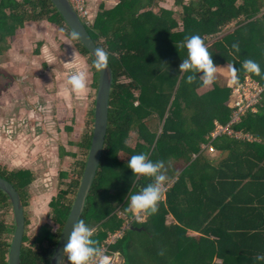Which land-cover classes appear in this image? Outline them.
Returning a JSON list of instances; mask_svg holds the SVG:
<instances>
[{"label": "trees", "instance_id": "trees-1", "mask_svg": "<svg viewBox=\"0 0 264 264\" xmlns=\"http://www.w3.org/2000/svg\"><path fill=\"white\" fill-rule=\"evenodd\" d=\"M153 1L118 0L113 8L99 12L92 26L86 25L97 46L109 53L113 84L105 146L81 219L94 229L93 238L99 249L110 234L122 229L125 219L118 212L130 216L124 208L128 191L134 190L135 180L127 168V161L133 154L146 152L150 159L165 162L166 183L178 176L166 191V201H159L158 211L148 220L156 222L158 216L165 218L172 211L180 224H166L163 219L149 234L147 225L140 229L141 224L134 222L110 246L111 250L121 252L125 264H213L209 258L213 257V242L203 235L214 229L210 220L215 214H220V220L227 221L220 225L222 241H233L220 246L222 264H264V261L255 260L257 253H264V95L258 110L247 111L235 126L248 131L259 142H245L222 134L214 143L223 154L218 163L202 154L193 158V152L200 151L204 133L214 127L213 119L220 123L228 121L230 109L225 105L228 94L223 86L214 84L211 90L200 95L196 89L202 86L201 82L197 79L187 83L178 70L187 55L182 44L186 37L195 34L203 40L215 65L234 64L240 69L238 76L241 79L247 74L241 68L242 62L253 59L260 64L262 73L251 75L264 81V17H257L264 0H173L178 19L172 16V10L161 8L159 13H153L144 9ZM41 20L57 25L86 57L95 75L93 87L97 89L98 70L93 67L94 58L51 0H0V45L25 22ZM234 21V30L230 31L232 27H229L222 31ZM178 26L181 31L175 30ZM233 43L239 45L240 51L230 55ZM0 71L4 72L1 68ZM173 72L179 79H175V75L170 85H164L161 77ZM3 75L11 80V75L5 72ZM122 77L128 81H123ZM7 86L8 83L2 85L0 91ZM165 97L175 99L157 137V133L147 129L144 118L151 113L148 107L158 110L163 118L167 111ZM202 97L225 98L209 105ZM136 99L140 101L137 106ZM94 102L79 142V157L72 171L62 173L65 189L50 204L53 224L44 225L31 239L26 216L21 264L51 262L86 165L92 139ZM133 129L139 131L145 143L139 140L136 145L127 143ZM0 176L16 187L27 207L28 187L35 180L33 171L0 166ZM64 177H69V181L64 182ZM187 181L198 192L199 202L182 207L179 191L188 190ZM148 182L150 179L140 178L137 189ZM9 212L13 217L10 223L6 221ZM190 214L198 216L194 218ZM194 219L201 221L200 226ZM186 229L200 235L188 237ZM14 231L12 204L0 189V264H9ZM64 264H68L67 258Z\"/></svg>", "mask_w": 264, "mask_h": 264}, {"label": "rangeland", "instance_id": "rangeland-1", "mask_svg": "<svg viewBox=\"0 0 264 264\" xmlns=\"http://www.w3.org/2000/svg\"><path fill=\"white\" fill-rule=\"evenodd\" d=\"M86 4L88 22L92 26L97 14L113 8L117 0H87ZM150 8L156 13L161 8L170 9L178 19L173 0H154L144 9ZM234 28L232 26L230 31ZM181 29L178 26L175 30ZM0 47V68L11 75L9 80L0 71V87L8 83L0 91V166L34 173L25 207L28 236L34 239L44 225L53 224L50 204L65 189L62 173L72 171L79 157V142L96 95L95 75L74 43L47 20L25 22ZM78 70L86 73L87 87L81 93H73L67 76ZM169 75L161 77L166 86L176 73ZM121 79L128 81L126 77ZM145 121L150 130H155L159 118L152 114ZM136 140L145 143L139 131L133 129L127 143L136 145ZM64 179L66 182L70 178ZM12 219L9 212L6 221L10 223Z\"/></svg>", "mask_w": 264, "mask_h": 264}, {"label": "clouds", "instance_id": "clouds-1", "mask_svg": "<svg viewBox=\"0 0 264 264\" xmlns=\"http://www.w3.org/2000/svg\"><path fill=\"white\" fill-rule=\"evenodd\" d=\"M186 49V58L178 65L179 74L185 77L187 83L199 80L202 86H210L216 79L219 68L226 70L228 75L227 84L229 87L239 84L238 69L234 64L227 63L221 67L215 65L207 47L199 35L186 37L182 44ZM230 55L239 53L237 43H233ZM93 67L102 71L107 68L109 53L103 47H96L92 53ZM241 68L250 74L261 75L262 70L258 62L253 59H245ZM200 74V75H197ZM67 84L73 93H81L87 87L86 73L82 70L74 71L67 76ZM127 168L131 170V177H134L131 191L127 194V203L124 211L130 214V218L136 221H143L148 216L158 211V203L164 195V186L167 181L165 175V162L163 160H152L146 152L133 154L127 161ZM140 178L150 179V182L137 189L136 184ZM94 229L85 223L83 219L75 220L70 230L66 243L62 250L59 261L67 258L68 264H93L96 258L101 257V251L96 246L97 241L93 238ZM256 261H264V253H257ZM100 264H105L103 259Z\"/></svg>", "mask_w": 264, "mask_h": 264}, {"label": "water", "instance_id": "water-1", "mask_svg": "<svg viewBox=\"0 0 264 264\" xmlns=\"http://www.w3.org/2000/svg\"><path fill=\"white\" fill-rule=\"evenodd\" d=\"M60 11L68 26L77 35L92 55L97 46L86 25L81 21L69 0H51ZM93 57V55H92ZM94 58V57H93ZM113 84V69L108 61V66L102 71H98L97 89L94 102V123L92 139L86 165L83 171L81 182L76 193L75 200L69 217L64 225L55 252L50 264H59L62 250L66 243L68 231L75 220L81 219L85 209L87 196L94 183L99 165L101 162L109 124L110 96ZM0 189L4 191L12 204V212L15 220V231L12 237L9 264H21V250L26 228L25 207L20 193L16 187L6 178L0 176ZM66 262V257L60 264Z\"/></svg>", "mask_w": 264, "mask_h": 264}, {"label": "crops", "instance_id": "crops-1", "mask_svg": "<svg viewBox=\"0 0 264 264\" xmlns=\"http://www.w3.org/2000/svg\"><path fill=\"white\" fill-rule=\"evenodd\" d=\"M118 1V0H117ZM166 9V8H165ZM141 10H143V9H141ZM140 10V11H141ZM150 10H151V8H150ZM153 10V9H152ZM151 10V11H152ZM168 10H170V9H168ZM142 12V11H141ZM153 13H156L155 11H153ZM173 17H174V15H172ZM257 17H259V15H257ZM263 17V16H262ZM175 18V17H174ZM71 40V39H70ZM72 41V40H71ZM77 49V48H76ZM78 50V49H77ZM79 52V51H78ZM80 53V52H79ZM81 54V53H80ZM86 58V57H85ZM88 62V61H87ZM226 64L225 63H220V64H218V66H221V67H223V66H225ZM200 75V74H199ZM179 79V78H178ZM227 80H228V75H227V73H226V70L225 69H223V68H219L218 67V71H217V73H216V79H215V81H214V83L212 84V85H210V89H208V88H206L207 86H200V87H198L197 89H196V92L198 93V94H202V93H205V92H207V91H209V90H211L212 89V87H213V85L214 84H218V85H220V86H223L225 89H226V91H225V93L226 94H228V98L226 99V101H225V105H227V107H229V101H230V87L228 86V84H227ZM202 90V91H200V90ZM206 89V90H205ZM198 90V91H197ZM203 98V100H207V104H209V105H212V104H214V103H217L218 101H222V100H224V98L225 97H216V99H214V98H211V97H202ZM174 99H175V97H165L164 98V102L167 104V111H166V114H165V116L163 117V118H161L160 117V114H159V111L158 110H154V109H152L151 107H148L149 108V111L151 112V113H149L145 118H144V122L146 123V119L148 118V117H150L152 114H156L157 115V117L159 118V123H158V125H156V127L157 128H155V130H150L148 127H147V125H146V127H147V129L150 131V132H152V133H157V137H158V135L162 132V130H163V125H164V122H165V119H166V117H167V115H168V112H169V109H170V107H172L173 106V102H174ZM139 99H136V101H135V105L137 106L138 104H139ZM185 105V102L183 101V106ZM173 109V108H172ZM215 121H217L218 122V120L217 119H213V122H215ZM195 125H193L192 126V129H193V131H195ZM214 127H215V123H214ZM214 127L212 128V130L211 131H209V132H205L204 133V140L202 139L201 140V142H200V151L199 152H193V154H192V156H193V158H196L198 155H204L206 158H208V159H210L213 163H218L222 158H223V154H222V152L216 147V145L214 144L215 143V140L219 137H216V138H211V132L213 131V129H214ZM227 135H229V134H227ZM229 136H231V137H233V135H229ZM235 137V136H234ZM233 137V138H234ZM235 139H238V140H243V141H245L244 139H242V138H237V137H235ZM245 142H247V141H245ZM177 178H178V176H176L174 179H172V180H170V181H168V183H170L171 185L173 184V182L174 181H176L177 180ZM167 182V181H166ZM166 184V183H165ZM170 185V186H171ZM186 185H187V191H186V188L185 189H181L180 191H179V202H180V204L182 205V207H184V206H186L185 204H187V203H189V204H193L194 205V203H196V202H199V194H198V192L197 191H194L193 190V188H192V186H191V184H190V182L189 181H187L186 182ZM166 194H165V199L163 200V199H161L160 201H166ZM151 216V215H150ZM150 216H148L145 220H143V221H136V220H133V223L134 222H138V223H140L141 225H140V229H143L144 228V224L145 225H147V228H148V232H149V234H151L157 227V225H159V223H161L162 221L161 220H163L164 219V221H165V223L166 224H180L179 223V221H178V219H177V216L175 215V213L174 212H172V211H170L169 213H167L166 215H165V218L163 217L162 218V216H158L157 217V220H156V222L155 221H150V220H148V218H150ZM190 216L191 217H194V218H196V216H198L197 214L194 216V215H192V214H190ZM219 216H220V214H215V215H213L212 216V218H211V220H210V222H213L214 223V229L212 230V231H210V233L207 235V234H204L203 236L206 238L207 237V240H209L210 242L212 241L213 242V250H214V253H213V257L211 258L210 256H209V258L212 260V263L213 264H222V259H221V255H220V246H226L227 244H229V243H233V241L232 240H229V241H222V239H221V234H220V231H221V227H220V225H221V223H225V222H227L225 219L223 220H220L219 219ZM123 217V216H122ZM130 217V216H129ZM124 218V217H123ZM209 220L207 221V223H210L209 222ZM213 220V221H212ZM161 221V222H160ZM194 222L195 223H199L198 225L200 226V223H201V221L199 220H197V219H194ZM239 224V223H238ZM246 223L244 222V225H245ZM206 225V224H205ZM246 225H250L251 226V224H246ZM225 227H229V225H226ZM186 235L188 236V237H198L199 235H200V233H198V232H195L194 230H191V229H186ZM223 242L225 243V244H223ZM229 246H232V245H229ZM209 247V246H208ZM124 257V256H123ZM125 259V258H124ZM233 261H237L236 259H233ZM241 262V261H240Z\"/></svg>", "mask_w": 264, "mask_h": 264}, {"label": "built area", "instance_id": "built-area-1", "mask_svg": "<svg viewBox=\"0 0 264 264\" xmlns=\"http://www.w3.org/2000/svg\"><path fill=\"white\" fill-rule=\"evenodd\" d=\"M87 0H69L70 4L77 12L81 21L88 25V8L86 4ZM259 16H264V6ZM236 21L230 25L224 27L228 29L234 26ZM264 95V81H260L253 75L247 73L239 79V84L230 87V101H229V119L226 123H220L215 121V127L211 132V138H216L222 134L233 135L237 138H242L247 142H259L260 140L249 134L248 131L236 128L235 126L241 121L242 116L247 112H256L259 108L261 100ZM170 183H166L164 186V195L162 199H165L166 191L168 190ZM120 216H123L125 222L121 230L110 234L104 244L101 246V257L96 258L93 264H100V260L103 259L105 264H125V259L120 251H113L110 249L112 243L118 238L123 236L124 231L133 224L132 218L127 216L122 211L118 212Z\"/></svg>", "mask_w": 264, "mask_h": 264}, {"label": "flooded vegetation", "instance_id": "flooded-vegetation-1", "mask_svg": "<svg viewBox=\"0 0 264 264\" xmlns=\"http://www.w3.org/2000/svg\"><path fill=\"white\" fill-rule=\"evenodd\" d=\"M225 30H227V29L222 28V31H225Z\"/></svg>", "mask_w": 264, "mask_h": 264}]
</instances>
